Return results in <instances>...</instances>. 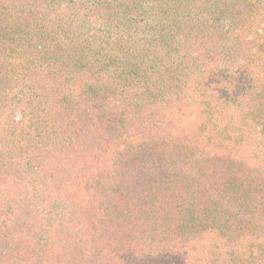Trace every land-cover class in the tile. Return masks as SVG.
Masks as SVG:
<instances>
[{"label":"trees","instance_id":"16d2710c","mask_svg":"<svg viewBox=\"0 0 264 264\" xmlns=\"http://www.w3.org/2000/svg\"><path fill=\"white\" fill-rule=\"evenodd\" d=\"M65 1L0 0V264H264V0Z\"/></svg>","mask_w":264,"mask_h":264},{"label":"rangeland","instance_id":"374dc122","mask_svg":"<svg viewBox=\"0 0 264 264\" xmlns=\"http://www.w3.org/2000/svg\"><path fill=\"white\" fill-rule=\"evenodd\" d=\"M54 7H58V3L56 1H54V3H52ZM67 4V2L65 0H62V6H65Z\"/></svg>","mask_w":264,"mask_h":264}]
</instances>
